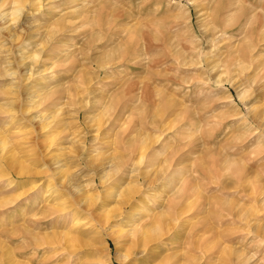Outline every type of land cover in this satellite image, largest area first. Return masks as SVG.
Listing matches in <instances>:
<instances>
[{
  "label": "rangeland",
  "instance_id": "obj_1",
  "mask_svg": "<svg viewBox=\"0 0 264 264\" xmlns=\"http://www.w3.org/2000/svg\"><path fill=\"white\" fill-rule=\"evenodd\" d=\"M29 1L0 0V264L264 256V0ZM174 209L146 255L110 234Z\"/></svg>",
  "mask_w": 264,
  "mask_h": 264
},
{
  "label": "bare ground",
  "instance_id": "obj_2",
  "mask_svg": "<svg viewBox=\"0 0 264 264\" xmlns=\"http://www.w3.org/2000/svg\"><path fill=\"white\" fill-rule=\"evenodd\" d=\"M25 1V0H12L10 6L12 8L13 11H15L17 14H20L22 11H23V7H25L22 2ZM30 5H33L35 4V0H30L29 1ZM37 9V8H36ZM3 10H0V19H3L6 14L5 12L2 13ZM52 69V68H51ZM53 70V69H52ZM52 70H50V74L52 73ZM44 124V123H43ZM261 124H264V121L261 120ZM60 170V169H59ZM117 171V170H116ZM58 173L55 172L54 175L56 176ZM60 174V173H59ZM103 177V174L100 175V179ZM62 179V177L59 178V181ZM93 180H91L90 182H92ZM102 181V180H101ZM69 182V181H68ZM100 182V180H99ZM104 182V181H103ZM80 185V184H79ZM79 185H78V188H79ZM69 186L72 187V188H75L74 190L77 191V186L74 187L73 184H70L69 183ZM190 187V185H189ZM79 190V189H78ZM139 192V191H138ZM136 193V192H135ZM134 193V194H135ZM133 194V193H132ZM119 195V194H118ZM127 195V194H126ZM129 196V195H127ZM132 196V195H131ZM126 197V196H125ZM134 197V195L132 196ZM131 197V198H132ZM178 197V196H177ZM175 199V198H174ZM178 199V198H177ZM127 201H124V203H127L126 206H123V210H119L118 215H121L123 216L125 214V210H127L128 207H131L130 210H129V213H133L134 211H136V207L139 205L135 202V200H129V198L126 199ZM177 202V201H175ZM174 202V203H175ZM173 203V204H174ZM179 204V203H178ZM177 205V204H176ZM175 206V204H174ZM62 207V206H61ZM178 207V205H177ZM139 208V207H138ZM177 209V208H176ZM174 209L175 211H173V213H170L169 217L167 218H163L161 219V221L159 222V220L155 219V218H150V220L148 219L149 218V215L145 214L142 217V219L139 220V222H141L140 225H138L136 228H132V229H129V230H126V232L124 230H121V231H118V230H115L114 228H110V234L112 233H122V234H127L126 236H129L132 241V250H131V253H134V254H137V253H140V254H143V255H146V253H148V245L152 242V241H156L158 239H160L161 236H163L164 234L168 233L176 224L179 223V218L180 216L186 212L188 209L186 210H176ZM148 210V209H147ZM236 214V213H235ZM250 213L247 212L246 210L241 214L242 218L241 219H246L248 217ZM106 215V214H105ZM116 215V214H115ZM184 216V214H183ZM124 217V216H123ZM107 218V217H106ZM125 218V217H124ZM143 218L145 219H148L149 222H145L143 220ZM105 220V219H104ZM107 221V219H106ZM109 221V219H108ZM145 224L147 225L145 227ZM110 227V226H109ZM120 230V229H119ZM254 231L256 232V236L257 237H260V241H264V227H261V228H258V229H254ZM247 239V238H246ZM62 241V240H61ZM60 241V242H61ZM228 241V240H227ZM228 242H232V239L229 240ZM234 242V241H233ZM65 244V242H64ZM67 245V244H66ZM198 247H196L199 252L202 253V256L204 255V257L206 256V250L202 248V246H204V242L202 240H200L198 242ZM137 248L139 249L138 251H134L135 249L134 248ZM264 250V249H263ZM262 250V251H263ZM225 252V249L224 251ZM229 252L231 254H234V253H238V252H243L241 250H239V248L237 246L235 247H232ZM200 253V254H201ZM229 259L225 261L224 264H264L263 261H264V256L260 257V258H256V259H252L250 258V256L248 255V253H245V254H234L232 255L231 257H229V255L227 256ZM202 259V258H201ZM143 263V262H142ZM136 264V263H135Z\"/></svg>",
  "mask_w": 264,
  "mask_h": 264
}]
</instances>
